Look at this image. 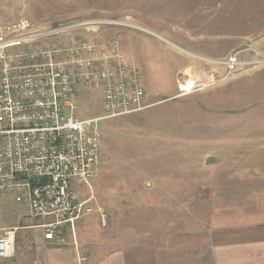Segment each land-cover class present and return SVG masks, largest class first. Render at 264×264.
Here are the masks:
<instances>
[{
  "label": "rangeland",
  "instance_id": "1",
  "mask_svg": "<svg viewBox=\"0 0 264 264\" xmlns=\"http://www.w3.org/2000/svg\"><path fill=\"white\" fill-rule=\"evenodd\" d=\"M22 19L56 44L114 41L141 70L143 108L99 119L100 174L79 195L105 223L165 238L264 191V0H0V30ZM235 51L260 62L226 77L219 59ZM99 92L80 87L74 115L103 116Z\"/></svg>",
  "mask_w": 264,
  "mask_h": 264
},
{
  "label": "built area",
  "instance_id": "2",
  "mask_svg": "<svg viewBox=\"0 0 264 264\" xmlns=\"http://www.w3.org/2000/svg\"><path fill=\"white\" fill-rule=\"evenodd\" d=\"M98 24L140 29L129 21ZM52 30L23 19L9 34L0 30V193L26 205L31 216H51L43 237L62 242L64 228L73 231L84 215L96 212L105 224L103 209L93 206L92 196L76 198L74 182L90 188L100 174L99 119L142 109L145 90L140 68L117 52L116 42L106 50L96 40L56 44L43 38ZM258 62L242 60L235 51L218 63L228 77ZM80 87L100 90L103 116L74 115L72 99ZM16 230L2 231L1 259L15 255Z\"/></svg>",
  "mask_w": 264,
  "mask_h": 264
},
{
  "label": "crops",
  "instance_id": "3",
  "mask_svg": "<svg viewBox=\"0 0 264 264\" xmlns=\"http://www.w3.org/2000/svg\"><path fill=\"white\" fill-rule=\"evenodd\" d=\"M84 185L74 182L75 195ZM85 191V190H84ZM246 205L215 211L196 229L157 238L96 213L79 218L64 241L46 240L43 225L51 216L35 217L24 204L0 193V235L16 228L15 255L0 264H182L183 255L205 251L210 264H264V191ZM79 257H84L80 260Z\"/></svg>",
  "mask_w": 264,
  "mask_h": 264
},
{
  "label": "bare ground",
  "instance_id": "4",
  "mask_svg": "<svg viewBox=\"0 0 264 264\" xmlns=\"http://www.w3.org/2000/svg\"><path fill=\"white\" fill-rule=\"evenodd\" d=\"M180 49H182V48H180ZM195 85V83H193V84H191V86H194ZM196 86V85H195Z\"/></svg>",
  "mask_w": 264,
  "mask_h": 264
}]
</instances>
